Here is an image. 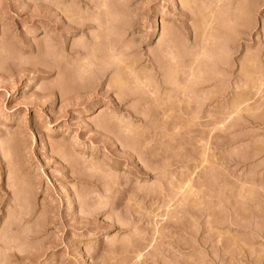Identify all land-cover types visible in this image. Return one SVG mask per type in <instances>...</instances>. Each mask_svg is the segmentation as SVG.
Returning a JSON list of instances; mask_svg holds the SVG:
<instances>
[{"label": "rangeland", "instance_id": "374dc122", "mask_svg": "<svg viewBox=\"0 0 264 264\" xmlns=\"http://www.w3.org/2000/svg\"><path fill=\"white\" fill-rule=\"evenodd\" d=\"M0 264H264V0H0Z\"/></svg>", "mask_w": 264, "mask_h": 264}]
</instances>
